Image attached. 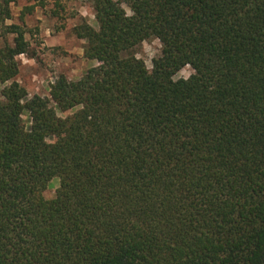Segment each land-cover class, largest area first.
<instances>
[{
	"label": "trees",
	"instance_id": "trees-1",
	"mask_svg": "<svg viewBox=\"0 0 264 264\" xmlns=\"http://www.w3.org/2000/svg\"><path fill=\"white\" fill-rule=\"evenodd\" d=\"M130 2L137 15L125 19L95 0L102 31L74 30L106 65L57 81L62 107L86 104L76 117L55 120L36 97L25 134L24 89L4 90L0 264H264V0ZM4 31L19 36L0 47V81L30 50L22 28ZM149 32L167 45L152 76L119 58ZM185 60L198 75L173 84L168 69ZM54 174L64 177L59 198L44 201L36 193Z\"/></svg>",
	"mask_w": 264,
	"mask_h": 264
},
{
	"label": "clouds",
	"instance_id": "clouds-1",
	"mask_svg": "<svg viewBox=\"0 0 264 264\" xmlns=\"http://www.w3.org/2000/svg\"><path fill=\"white\" fill-rule=\"evenodd\" d=\"M57 3L63 6V12L61 13L63 19L52 16ZM111 3L116 6L117 10L122 12L125 19L137 15L136 9L132 6L130 0H111ZM5 4L8 15L0 18V33H3L4 28L13 25L22 28L24 41L29 47L36 50V55H29L27 51H21L13 55V60L19 62L18 74L14 78L0 81V105L9 102L4 90L15 83L18 87L23 88L25 92L24 96L18 98L21 110L17 113V119L25 134L32 133L36 120L32 111L24 106L30 104L36 97L46 101L45 108L52 112L55 120L70 121L79 112L85 110L86 104L81 100L75 103L69 102L62 107L60 102L53 97V89L57 81L63 77L66 84H77L88 76L90 70L99 68H105L106 70L103 59L88 55L90 42L87 36L77 35V32L74 31L80 28L81 25H87L96 33L102 31L101 18H98L101 14L97 11L95 0H0V8H3ZM41 4H43V7H41ZM251 7L253 5L249 3L247 8ZM26 8H31L32 13H25ZM238 14L243 16L244 12ZM36 21H39V23L37 24ZM33 28H38L39 32L30 33L29 29ZM58 28L59 31H57ZM18 36L19 33L17 32L0 35V47L4 46L6 39L8 47L14 49ZM37 40L40 41L39 44L36 43ZM57 47L62 48L66 55H55L51 50ZM166 47L167 45L159 35L149 32L131 49L119 53V58L140 62L145 74L152 76L157 63L165 58L166 53L164 50ZM37 57H39V60ZM40 61H43V64L46 65L45 70L43 72H32L30 82L25 84L20 72L27 68L39 67ZM168 71V79L173 84L180 81L188 82L192 77L198 75L197 68L189 60L171 65ZM214 87L215 84L210 85V90ZM88 119H92L91 114H89ZM82 131L85 135L87 134L86 131ZM66 136L67 132L65 131H61L59 135L52 132L43 136V142L47 145H55ZM12 167H16V165H12ZM4 179L7 181L8 177L5 176ZM63 181V176L54 174L47 180L45 187L36 194L44 201H54L59 198ZM132 223L135 224L136 221L133 219ZM8 235L13 237L11 232ZM9 247L11 246L9 245Z\"/></svg>",
	"mask_w": 264,
	"mask_h": 264
},
{
	"label": "rangeland",
	"instance_id": "rangeland-1",
	"mask_svg": "<svg viewBox=\"0 0 264 264\" xmlns=\"http://www.w3.org/2000/svg\"><path fill=\"white\" fill-rule=\"evenodd\" d=\"M41 7H43V4H41ZM24 11H25V13H28V14L32 13L31 8H26ZM62 12H63V6L60 3H57L56 4V10L52 12V16H58V17H60V19H63V16L61 15ZM22 17H23V13H22ZM22 17H21V22L23 23ZM49 19H51V17H49ZM36 23L38 24L39 21H36ZM57 31H59V28L57 29ZM29 32L30 33L39 32V29L38 28L29 29ZM2 34H5L4 30H3V33H0V35H2ZM6 43H7V40L5 39L4 44H6ZM36 43L39 44L40 41L37 40ZM51 51L57 56H60L62 54L66 55V53L63 52V49L59 48V47L54 48ZM29 55H36V50L30 47ZM37 58L39 60V57H37ZM45 68H46V65L43 64V61H40L39 67L27 68V69L21 71L20 75L24 78L25 84H27L30 82V77H31L32 72H43L45 70Z\"/></svg>",
	"mask_w": 264,
	"mask_h": 264
}]
</instances>
